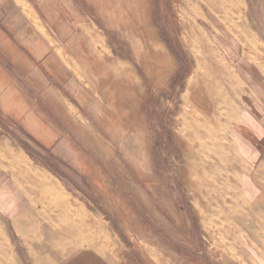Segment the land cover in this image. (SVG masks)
<instances>
[{
    "label": "rangeland",
    "instance_id": "374dc122",
    "mask_svg": "<svg viewBox=\"0 0 264 264\" xmlns=\"http://www.w3.org/2000/svg\"><path fill=\"white\" fill-rule=\"evenodd\" d=\"M229 2L0 0V264H264V0Z\"/></svg>",
    "mask_w": 264,
    "mask_h": 264
},
{
    "label": "bare ground",
    "instance_id": "6f19581e",
    "mask_svg": "<svg viewBox=\"0 0 264 264\" xmlns=\"http://www.w3.org/2000/svg\"><path fill=\"white\" fill-rule=\"evenodd\" d=\"M231 2H229V4H233V0H230ZM207 150L205 153H207L209 156H213L215 157V148H213V146L207 145L206 146ZM224 160V159H223ZM37 178V177H36ZM44 183V182H43ZM50 187V186H47ZM46 188V187H45ZM48 189V188H47Z\"/></svg>",
    "mask_w": 264,
    "mask_h": 264
},
{
    "label": "crops",
    "instance_id": "0c3cea01",
    "mask_svg": "<svg viewBox=\"0 0 264 264\" xmlns=\"http://www.w3.org/2000/svg\"><path fill=\"white\" fill-rule=\"evenodd\" d=\"M102 264V263H101Z\"/></svg>",
    "mask_w": 264,
    "mask_h": 264
}]
</instances>
